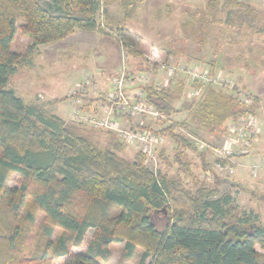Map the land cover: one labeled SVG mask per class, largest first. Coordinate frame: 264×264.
I'll list each match as a JSON object with an SVG mask.
<instances>
[{
	"label": "trees",
	"instance_id": "trees-1",
	"mask_svg": "<svg viewBox=\"0 0 264 264\" xmlns=\"http://www.w3.org/2000/svg\"><path fill=\"white\" fill-rule=\"evenodd\" d=\"M220 1L206 2L213 22V4ZM226 1L238 7L227 13L231 24L257 21L260 13L250 3ZM121 2L127 18L138 0ZM101 9L100 0H0V264H53L58 258L63 264H103L114 243H124L122 262L140 254L138 264H264V253L256 249L264 248V225L258 214L241 210L230 193L219 197L216 187L206 183L191 192L179 175L154 171L147 153L122 156L130 144L119 132L107 130L111 140L101 145L76 125L82 121L69 122L40 103H28L8 86L22 60L40 45L76 30L107 33L98 22ZM18 30L30 39L25 57L12 48ZM117 34L128 53L142 54L138 35L122 27ZM192 87L199 94L179 108V95L169 86L141 87L162 115L186 112L182 120L155 132L171 136L174 162L190 178L185 150L198 152L203 160L205 151L177 128L197 137L203 131L227 133L230 121L256 114L253 104L228 88L200 80ZM144 129L151 130L131 127ZM159 155L168 159L164 150ZM12 175L21 177L18 186L9 185ZM28 204L33 209L23 214ZM37 211L46 222L31 241ZM159 214L165 216L162 222L156 221ZM89 232L86 248L73 251Z\"/></svg>",
	"mask_w": 264,
	"mask_h": 264
},
{
	"label": "rangeland",
	"instance_id": "rangeland-1",
	"mask_svg": "<svg viewBox=\"0 0 264 264\" xmlns=\"http://www.w3.org/2000/svg\"><path fill=\"white\" fill-rule=\"evenodd\" d=\"M44 1L46 0H42V2ZM100 1L105 12H101L103 16L98 15V22L109 35L116 37L117 28H115V24L112 26V23L108 22L106 16L108 0ZM206 2L192 3V6L182 3L181 16L174 18V28L167 25L163 28L164 32L155 29L153 26L140 27L143 34L130 30L131 33L141 38V48L147 46L145 42H142L143 40L154 44L162 43L158 48L164 53L165 58L156 62L158 66L153 60L149 65L148 60L142 55L136 56L134 53H128V50L122 45L121 54L125 53V55L121 57L120 63L116 67L120 73L122 58H125L124 61L127 67L132 62V68H128L131 73L128 81L135 83V93L141 92L143 90L141 87L145 84L162 87L163 85L160 84L166 83L165 85L172 88L179 95L175 102V106L178 108L185 101H192L199 94L192 87L194 79L191 78L189 72L193 69L206 72L210 76H213L212 72H215L216 74L213 77L221 79L218 84H215L217 88H228L230 93L235 92L241 100L253 104L256 114L247 115L237 122L230 121L227 133L210 134L203 131L199 132L200 135L198 133L197 137L193 132L190 133L189 129L177 128L175 130L176 133L184 135L193 143H197L201 147V151H205V159L203 160L198 152L191 149L185 150L187 157L183 159L190 162L191 178L178 170L179 165L173 159L176 143L168 134L161 135V141L156 147L157 155L154 159L148 160V165L156 172L179 175L182 178L183 186L191 192H195L197 186L206 183L210 187H216L219 191V197L225 193H230L241 210L258 214L260 217L259 222L264 225V31L262 29L264 7L255 6L254 9L260 13L257 14V21L249 24L243 23L241 26L239 22L238 24H231V18L228 16L230 14H227L238 9L234 3L226 0L214 3L212 10L217 14V19L213 22L212 17L214 15L210 14L211 10L208 11ZM114 18L115 20L124 21L122 13H118V17L115 16ZM134 20L135 18H131L128 22L132 29L133 25H139ZM68 40L65 38L40 45L37 52L22 60L18 72L9 77L8 86L16 89L19 95L28 103L40 101L37 103L44 107L48 102L49 106H45L50 112L65 117L72 112L71 119L67 121L71 122L73 119L77 122H89L94 126L95 124L91 119L88 120L87 116L80 115L78 104L76 102L71 103L69 98L65 96L68 92L65 88L69 83L66 87L60 88L58 81L60 82V77L63 74L61 80H64V75H66L68 81L70 79L71 84L73 82L74 85L77 78L83 73L80 72L81 64L78 59H81V61L85 59V64L88 66L92 61L94 64L98 63L100 56L98 51L94 50L87 51L84 56L82 53L80 56L75 53L72 55L73 48H69L67 44L69 42L61 44ZM29 44L30 39L28 36L18 30L12 45L13 50L25 57ZM68 49L70 53L67 56L69 55L71 58L67 63L69 70L66 69V64L61 65L58 62V58H61L64 51L66 52ZM169 55L170 58H168ZM55 58L58 60L56 61ZM101 59L102 61L107 60V58L100 57V61ZM94 64L91 66L92 68H102L101 65L96 66ZM145 65L149 66L148 72H135L139 68L144 69ZM104 70L106 72L107 70H114V68L108 63L103 68ZM109 71H107L108 74ZM180 85H182V91L179 88ZM185 116H187L186 112H176L171 118L164 115L159 119L142 114L135 115L144 123L142 126L151 128L156 132L164 129L171 122L175 121L176 123L182 120ZM89 123L87 124L90 125ZM76 125L82 127L101 145H106L108 139L111 138L106 127L98 126L97 129L101 130L94 131L84 127V124L76 123ZM191 125L196 127L192 122ZM141 147L138 143L136 145L132 144L120 153L126 158L133 159ZM161 150L165 151L168 159L164 160L160 157ZM20 182L21 177L12 175L8 183L11 186H18ZM30 209L32 210L33 207L28 204L23 214H26L27 210ZM163 217L165 218V216L159 214L156 221L162 222ZM45 222V215L41 211H37V218L29 240L32 241L33 237L38 235V231ZM20 224H23L21 219ZM56 231L60 232L61 230L56 229ZM90 237L91 232L87 234L84 244L81 247H73V251L79 252L85 249ZM123 247L124 243L112 244L109 259L103 264H138L140 254H136L134 258L122 262ZM256 249L264 253V248L260 245H256ZM139 250L142 251L141 248ZM63 261V258L54 259L53 264H63Z\"/></svg>",
	"mask_w": 264,
	"mask_h": 264
},
{
	"label": "crops",
	"instance_id": "crops-1",
	"mask_svg": "<svg viewBox=\"0 0 264 264\" xmlns=\"http://www.w3.org/2000/svg\"><path fill=\"white\" fill-rule=\"evenodd\" d=\"M208 0H138V2L132 7L130 15L126 18L125 16V10L123 8L121 0H108L107 2V8H106V16L108 18V22L112 23V26L115 24V28L122 27L127 29L128 31H135L138 33H141L140 27H150L153 26L155 29H160L163 31V28L167 25H170L174 28V18L181 16L182 11V3L187 4L188 6H192V3H198V2H205ZM243 2L250 3L251 5L255 6H263L264 7V0H239ZM118 13L123 14L124 21L122 20H115V16L118 17ZM134 19V22L139 23L138 26L133 25L130 26L128 24L130 19ZM179 25V24H178ZM167 29V28H165ZM164 29V30H165ZM174 31V30H173ZM164 32V31H163ZM66 39H69L65 42H73L75 44H68L69 48H73L72 55L78 54L79 56L81 53L84 56V53L87 51H98V55L102 58H107V60L100 61V57L98 58V63L94 64L92 61L88 66L85 64V59L81 61V59H78L80 61L81 66V76L77 78L76 83L73 82L71 84V80L66 75H61L60 82L58 81V85L60 88H65L67 94H65L66 97L69 98V101L71 103H77L78 109L80 115L87 116L88 120L91 119V121L100 120L103 118H107L109 120L114 121L116 124H118L123 129H131L134 125H142L144 124L139 118H136L135 115H127L124 114L116 104V80L119 77V71L117 70V67L121 60V51H122V45L123 43L119 40L118 37H113L112 35H109V33L99 32V31H84V30H76L73 34L69 35ZM71 40V41H70ZM121 42V43H120ZM142 42H145L147 44L146 47L141 48L142 54H135L142 55L144 58L148 60V64L150 65L151 60L156 62L164 59V53L158 48L160 44L162 43H149L146 40H143ZM44 45V44H43ZM144 45V44H143ZM124 47V45H123ZM102 52V54H101ZM69 49L65 52L64 55L61 58H58L59 61L62 64H66V69L69 70L68 62L71 60L69 55ZM171 56L169 55L168 58ZM57 58V57H56ZM55 60L57 61L58 59ZM80 58V57H79ZM73 63V62H72ZM78 63V62H76ZM109 63L114 70H105L103 71V68L106 67V65ZM122 63V61H121ZM101 65L102 68L95 69L91 66ZM133 64L130 63V67L132 68ZM158 66V65H157ZM92 68V69H91ZM149 66L145 65V68H139L138 71L135 72H148ZM113 77H115L113 79ZM113 79V80H112ZM171 81V79H170ZM169 81V82H170ZM174 82V81H173ZM166 84V83H165ZM165 84H160L163 86H167ZM136 85L135 83L130 81H127L125 84V91L128 96L133 98L135 96V89ZM134 90V91H133ZM40 102V101H36ZM44 104V103H42ZM47 106L48 102L45 104ZM44 105V108L46 106ZM73 105V104H72ZM50 112V111H49ZM54 113V112H51ZM56 114V113H54ZM70 112L66 117L61 116L59 114H56L65 120L71 119ZM73 120V119H72ZM86 121V120H85ZM83 122V121H82ZM84 123V122H83ZM89 123V122H87ZM84 123V127H88L94 131H98L101 129H97V127L92 125V123ZM109 142V139H108ZM107 142V143H108ZM130 147V145H129Z\"/></svg>",
	"mask_w": 264,
	"mask_h": 264
},
{
	"label": "built area",
	"instance_id": "built-area-1",
	"mask_svg": "<svg viewBox=\"0 0 264 264\" xmlns=\"http://www.w3.org/2000/svg\"><path fill=\"white\" fill-rule=\"evenodd\" d=\"M101 12L103 13L104 10L101 9L100 14ZM115 35L116 37H118L117 32H115ZM124 55L125 53H122V57H124ZM124 59L122 58V69L119 77L116 80L115 86L117 107L127 115L133 116L142 114L153 118H161L164 115H162L158 110L154 108L152 104L147 101L146 95H144L143 90L141 92L138 91L137 93H135V96L133 98L126 94L125 84L131 77V73L126 66V62L124 61ZM189 74L191 78H193L194 80H200L202 83L218 84L221 81L219 77L210 76L206 72L197 69L191 70ZM95 122L96 121H94L93 123L96 127H106L108 130L119 132L124 137V139L129 142L130 145H136V143L140 144L142 146L140 150L147 153L148 160L152 158L154 159L156 157V147L160 143L162 137L155 131L147 129L138 131L123 129L114 121L107 118H103L96 123Z\"/></svg>",
	"mask_w": 264,
	"mask_h": 264
}]
</instances>
